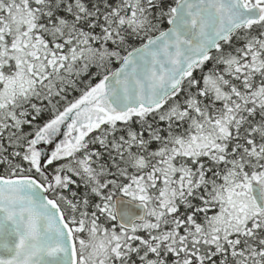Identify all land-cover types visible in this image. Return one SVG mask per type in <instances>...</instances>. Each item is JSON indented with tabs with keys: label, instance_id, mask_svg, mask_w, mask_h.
Listing matches in <instances>:
<instances>
[{
	"label": "snow or ice",
	"instance_id": "obj_1",
	"mask_svg": "<svg viewBox=\"0 0 264 264\" xmlns=\"http://www.w3.org/2000/svg\"><path fill=\"white\" fill-rule=\"evenodd\" d=\"M0 264H264V0H0Z\"/></svg>",
	"mask_w": 264,
	"mask_h": 264
}]
</instances>
